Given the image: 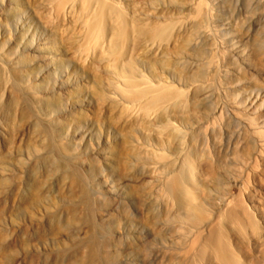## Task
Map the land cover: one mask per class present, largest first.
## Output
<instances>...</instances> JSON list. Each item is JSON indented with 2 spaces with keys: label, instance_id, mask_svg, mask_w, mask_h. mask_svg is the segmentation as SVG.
Returning <instances> with one entry per match:
<instances>
[{
  "label": "rangeland",
  "instance_id": "374dc122",
  "mask_svg": "<svg viewBox=\"0 0 264 264\" xmlns=\"http://www.w3.org/2000/svg\"><path fill=\"white\" fill-rule=\"evenodd\" d=\"M107 1L117 5L129 24L135 21L143 26L180 22L188 3ZM235 6L233 1H225L213 9L217 16L211 32L216 43L224 45L225 26L248 28L251 11H239ZM259 9L262 13L256 19L254 41L262 45L257 58L251 55L254 70L227 51L230 58L220 68L240 64V76L230 83L241 88L226 91V81L218 79L222 118L208 124V128L215 126L213 134L218 140L214 141L218 143H213L215 136L209 135V129H200L196 136L206 138L208 134V141L198 138L206 143L192 157L198 166L194 167L195 183L200 182L193 188L194 202H202L207 216H216L205 234L213 236L208 238L215 246L224 248L222 264H264V8ZM75 18L64 15L55 0H0V62L4 67L0 70V131L9 130L8 135L0 133V264H174L169 258L175 254L184 260L182 264H200L191 251L175 246L164 248L155 261H149L150 251L165 247L163 241L169 236L149 232L120 202L147 178L138 173L128 177L117 161V148L129 131L115 107L123 102L116 88L119 81L109 60L87 53L86 35L77 23L79 17ZM146 38L140 37L137 48L133 47L134 52L129 49L128 54L132 53L127 55L133 58L138 77L150 82L167 77L172 81L159 59L145 52ZM235 44L242 46L238 41ZM250 44L243 47L248 49ZM98 94L103 95V104L97 101ZM32 95L39 98L37 108ZM224 103L245 110L248 132L241 130L240 134ZM222 123L236 136L224 137ZM130 130L131 142L139 141V146L157 151L152 137ZM247 138L259 142L258 157H242V143ZM31 154L41 158L33 173L29 172ZM150 155L143 158L146 165ZM223 197L228 204H223ZM102 210L107 215L102 216ZM171 210L163 213V222L183 231L184 221L174 218L175 208ZM121 229L126 232L121 234ZM128 235L143 238L138 251L129 248ZM97 244L103 246L101 255L94 249Z\"/></svg>",
  "mask_w": 264,
  "mask_h": 264
},
{
  "label": "bare ground",
  "instance_id": "6f19581e",
  "mask_svg": "<svg viewBox=\"0 0 264 264\" xmlns=\"http://www.w3.org/2000/svg\"><path fill=\"white\" fill-rule=\"evenodd\" d=\"M55 1L57 8L64 15L73 18L76 17L75 15L79 17L77 23H80L78 25L82 29L83 34L86 35L87 53L92 51L95 56L109 60L116 79L119 81L116 88L123 102H115V107L120 111L118 112L119 114L117 113V116H120L121 122L128 127L129 131L128 133L125 131L127 134H125L126 136L119 143L116 154L117 161L123 165V170L128 177H131L133 173H138L147 178L146 183H143L142 187H135L120 202L122 201L127 205L126 208L132 210L133 216L149 232L154 233L156 231L159 234L163 232L169 236L167 240L163 241L165 247L156 246L150 251L148 255L149 261H155L160 251L164 250V248L175 246L177 250H182L183 247L188 252L191 251L195 258L193 259L200 264H222L225 258L224 248L215 246L213 241L208 238L212 235L205 234L206 232L209 233L216 216H207L204 205L201 204L202 202H194L193 188L200 182L197 181L195 183L194 169L197 165L195 166V159L193 158L192 160V157H194L196 148L200 147V144L203 145V142H199V139L205 136L204 134L202 136L197 134L198 136H196V133L201 131L202 128L203 131L204 129H209V135L211 136L215 130V126L208 128V124L212 123L214 119L216 120L217 117L222 118L220 115L223 113V105L217 102L220 101L217 98L220 94L217 95L219 92H216L218 79L221 81L220 79L222 78L226 81V91L233 92L238 87H235L236 85L234 86L230 82L231 78L235 79L240 76V68H242L240 64L237 67L234 61L235 65H231L232 67L224 70L220 68V63L223 62L224 64V62L229 60L227 51L229 50L234 56H237V59L247 69L254 70L255 64H253L251 58L252 56L257 58L256 55L259 54L258 50H261L260 48L258 49V46L262 45L257 40L254 41L256 39L254 35L259 25L256 19H260V12L262 10L260 11L259 8H264V0H188L186 6L187 12L185 11L186 14L180 22H176L177 20L175 23H172L173 21L163 23L151 22L152 24L145 26L138 23L135 24V21L129 24L117 5L107 0ZM225 1H233L236 4L235 8H238L239 11L245 10L247 13L251 11L252 16L248 18L249 26L247 29H244V26L237 25L225 26L227 39L223 40L224 45H221L216 43L217 41H214L211 26L217 16L213 9L216 8L217 4L221 5ZM78 12L80 16H78ZM142 36L144 38L147 37L146 39L149 40V43L145 46V52L149 56L157 60L159 59V65L165 66V70L171 76L172 81H168L167 77V79H158L150 82L145 81L147 79L143 80L138 77L140 74L138 75L136 73L137 70L135 71L133 58L127 55H131L132 52L128 54L130 50H135L136 43L141 41L139 38ZM69 38V35L66 36V39ZM235 41H238L242 46L235 44ZM246 44H250L251 47L248 49L247 47H243L247 46ZM150 60L152 61V59ZM151 61H149L150 65ZM0 70H4L1 62ZM238 88H241V86ZM31 101L34 107L37 108L39 98L32 95ZM97 101H101L100 104H103L105 102L103 95L98 94ZM226 104L229 105V113H227L229 120H232L233 123L235 122L240 131L250 130V123L244 117V114L246 115L244 113L245 110L243 111V108L239 109L235 104L224 103V106ZM250 109L247 108L246 111ZM2 110V99L0 98V111ZM226 127L228 128V126H225L223 131L221 130L224 137L229 136V138H232V136H236V132H232L234 134L232 135L231 131H229L230 129ZM130 129L140 131L141 134L144 133L152 137L157 151L155 152L153 149L152 151L154 152H151V150L148 151L147 148L139 146L141 145V143H138L139 141H136L137 143L131 142L133 132ZM0 133L8 135L9 130L1 128ZM216 137L218 136H215V139L212 137L213 143L215 142L214 140H218ZM203 138L206 139L202 137V140ZM249 139L242 143L243 146L241 152H239L242 153V157H258L261 152L260 144L255 140ZM32 154L28 157L29 172L31 173L34 172L38 160L41 159ZM148 154H151L149 157L151 161L147 162L148 164L146 165L145 162L147 160L144 162L143 158ZM234 154L236 156V153ZM222 199L225 198L223 197ZM224 201L223 204L225 203V205L229 203H226L227 199ZM174 208L176 214L173 217H178L185 223L183 231H180V228L178 229L175 224L163 222V218H165L164 216L162 218L163 213L165 215V213H169ZM107 213V210L101 211L102 216L103 214L107 215ZM166 216H169V214H166ZM121 230V234L126 232L123 229ZM127 237L129 238V248L138 251L143 246L142 237L137 238L133 235H128ZM102 248L103 246L101 247L98 244L94 246L96 253L99 255H101L100 251ZM178 257L180 258L179 255ZM178 257L175 254L169 260L174 264H182L184 260H180ZM185 262L187 263V260ZM193 263L197 264L196 262Z\"/></svg>",
  "mask_w": 264,
  "mask_h": 264
}]
</instances>
